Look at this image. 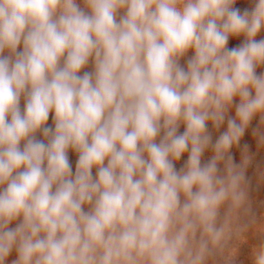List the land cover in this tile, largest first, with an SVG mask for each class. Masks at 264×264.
Wrapping results in <instances>:
<instances>
[{
    "label": "clouds",
    "instance_id": "1",
    "mask_svg": "<svg viewBox=\"0 0 264 264\" xmlns=\"http://www.w3.org/2000/svg\"><path fill=\"white\" fill-rule=\"evenodd\" d=\"M253 2L241 14L236 0H0V264L13 250L12 264H235L249 234L261 238L251 264H264L253 157L247 144L240 164L230 154L257 115L264 148ZM236 97L213 144L207 124L219 130Z\"/></svg>",
    "mask_w": 264,
    "mask_h": 264
},
{
    "label": "rangeland",
    "instance_id": "2",
    "mask_svg": "<svg viewBox=\"0 0 264 264\" xmlns=\"http://www.w3.org/2000/svg\"><path fill=\"white\" fill-rule=\"evenodd\" d=\"M77 3L79 6L84 9L85 11H88L85 8V5L83 3V0H77ZM254 2L253 0H236L234 8H237L240 10L241 14L245 10H248L249 12L254 8ZM124 13L121 11L117 15V20H119L120 16H122ZM257 40L264 39V30H261L260 33L256 36ZM245 37L243 35L239 37H229L227 47L229 49L236 48L241 46L244 43ZM22 45L19 47L18 50H22ZM8 53L5 52L4 55H7ZM194 55V50L190 49L188 53L182 57L179 61L180 65L187 68V61ZM94 71V62L93 58H90L88 65H86L83 69H81L80 75H83L85 72H92ZM257 75H260L261 73H264V65H261L256 69ZM254 95V92H253ZM239 103V97L234 98L233 106L229 109L226 119L223 123V125L220 127L219 130L215 129L212 125V123L209 121L207 124V128L209 133L212 136V143L214 144L216 140L219 138V136L227 131V120L228 118H235V106ZM26 100L25 97L22 95L19 102V107L21 112L23 113L25 108ZM54 112H50L49 119L46 122V127H51L54 130ZM10 119V118H9ZM260 116L257 115L253 118L251 124L249 127L245 130V133L243 137L240 140L239 146H234L232 149H230V154L233 156V160L235 164H240L242 159V151L245 144L248 145V154L253 157L251 164L247 168L246 171V177L250 182V199L252 201V208L254 214L258 218H264V181L261 180V177L264 176V148L258 147L257 144V138L253 136V131L257 128H260ZM185 131V125L181 124L178 129V134H182ZM264 131V129H262ZM163 130L160 133V136H163ZM36 138L39 140H45L43 136V132L39 131L36 133ZM160 137L157 138V143L159 142ZM45 142H47L45 140ZM23 147V142H21V148ZM68 159L69 163L72 168L73 175L75 174L76 170V164L78 161V153H76L73 149L69 148L68 150ZM213 155L212 148L209 147L205 150L204 154L202 155L201 161L202 163L208 162ZM189 156V152H185L181 158L178 161H174V166L177 171H179L187 162ZM107 164V160L105 161V165ZM219 167L223 168V163L219 165ZM97 173V169L94 167L92 169V174L95 177ZM85 210H87V206L85 207ZM19 221H14L10 227H15L16 224ZM259 236H253L252 234H249V240L248 243L243 244L240 246L238 255L236 257L235 264H251V247L252 245L258 244L260 242ZM17 258V253L15 250H13L5 264H12V261Z\"/></svg>",
    "mask_w": 264,
    "mask_h": 264
}]
</instances>
